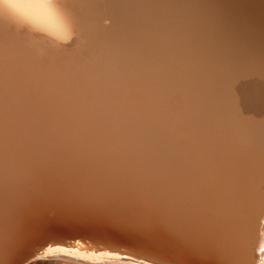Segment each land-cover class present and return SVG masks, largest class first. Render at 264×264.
<instances>
[{"label":"bare ground","instance_id":"1","mask_svg":"<svg viewBox=\"0 0 264 264\" xmlns=\"http://www.w3.org/2000/svg\"><path fill=\"white\" fill-rule=\"evenodd\" d=\"M59 2L0 18V264H264V0Z\"/></svg>","mask_w":264,"mask_h":264},{"label":"clouds","instance_id":"2","mask_svg":"<svg viewBox=\"0 0 264 264\" xmlns=\"http://www.w3.org/2000/svg\"><path fill=\"white\" fill-rule=\"evenodd\" d=\"M0 18L7 19L18 29L45 35L58 44H68L74 39L71 22L59 0H0ZM85 256L88 258H75L99 264L108 255L105 251L89 250Z\"/></svg>","mask_w":264,"mask_h":264},{"label":"snow or ice","instance_id":"3","mask_svg":"<svg viewBox=\"0 0 264 264\" xmlns=\"http://www.w3.org/2000/svg\"><path fill=\"white\" fill-rule=\"evenodd\" d=\"M11 227V222L5 221V217L2 213H0V246H3L9 239V229ZM77 244L79 245L80 242L77 241ZM82 247V245H80ZM56 253H63L66 255H70L73 257H79V258H88L85 256L84 253L79 251L78 248H64V247H47L45 251V255H54ZM106 255L110 256L113 255V253L106 252ZM88 256H91V253L88 254Z\"/></svg>","mask_w":264,"mask_h":264},{"label":"rangeland","instance_id":"4","mask_svg":"<svg viewBox=\"0 0 264 264\" xmlns=\"http://www.w3.org/2000/svg\"><path fill=\"white\" fill-rule=\"evenodd\" d=\"M107 23H109V20H107ZM73 40H75V41H78V39H77V35L76 34H74V39ZM73 40L71 41V42H73ZM70 42V43H71ZM250 78H253V77H250ZM71 247V246H70ZM73 248H77V247H73ZM120 256V255H119Z\"/></svg>","mask_w":264,"mask_h":264}]
</instances>
